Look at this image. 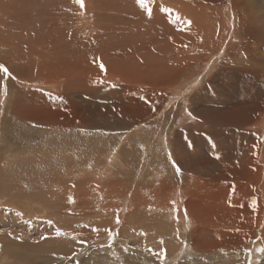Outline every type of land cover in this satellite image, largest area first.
Returning a JSON list of instances; mask_svg holds the SVG:
<instances>
[{"label":"rangeland","instance_id":"rangeland-1","mask_svg":"<svg viewBox=\"0 0 264 264\" xmlns=\"http://www.w3.org/2000/svg\"><path fill=\"white\" fill-rule=\"evenodd\" d=\"M189 1L211 5L212 33L202 27L193 37L196 10L167 15L166 0H144V7L139 0H83V7L76 0H0V70L11 75L0 80V264H264V88L249 103L257 110L252 120L244 112L227 122L212 114L197 126L187 112L202 89L232 102L247 78L264 75V65H234L244 45L248 59L264 61V30L251 38L246 28H264V0H241L240 17L220 0ZM223 89L229 93L218 94ZM209 99L202 93L196 106ZM113 110L118 122L110 130L90 127ZM15 115L37 126L10 134L5 120ZM239 119L251 120L252 137L235 133ZM65 124L86 131L65 134ZM16 136L25 145L11 146ZM74 136L94 152L65 150ZM169 144L201 151V165L173 154L172 161ZM22 163L33 178L10 174ZM52 163L64 165L51 173L71 180L54 185L38 175ZM99 173L106 176L100 184L88 181ZM229 234L242 243L212 247Z\"/></svg>","mask_w":264,"mask_h":264},{"label":"bare ground","instance_id":"bare-ground-1","mask_svg":"<svg viewBox=\"0 0 264 264\" xmlns=\"http://www.w3.org/2000/svg\"><path fill=\"white\" fill-rule=\"evenodd\" d=\"M166 2L168 3V6H167V9L165 10V12L167 11V15L169 14V11H174V13H175V10H174V8L175 9H177V10H179V9H181V14H182V16H184V14H186L185 12H187L188 11V9H190L191 7H193L195 10H196V15H195V17L192 19V20H190V21H195V24H194V31H192L193 33H194V35H193V37H195V38H197L198 36H199V32L201 33L202 31H200L201 29H202V27L204 28V32H205V34L207 33H210L211 32V30H212V26H211V21H212V19L214 18L213 17V15H212V17H211V19H208V16H209V14H210V6L211 5H209V4H204V5H196V4H193V2H190L189 0H166ZM176 4H178V5H176ZM220 6H222V7H224V8H228V9H231V10H234V12L236 13V15L237 16H242V11L243 10H245L246 9V4L245 3H241V0H220ZM238 7H240V8H238ZM192 8V9H193ZM155 10V9H154ZM148 13L150 12V13H153L152 11H151V9H149L148 11H147ZM190 12H191V9H190ZM176 13H178L179 14V12L177 11ZM85 15H87V14H85ZM180 15V14H179ZM191 15V14H190ZM181 16V15H180ZM186 16V15H185ZM188 16V15H187ZM192 16H194V14L192 15ZM84 19V18H83ZM87 19V18H86ZM186 20H188V19H186ZM228 23V22H227ZM175 24V23H174ZM247 25V24H246ZM259 26V25H258ZM168 27H170V26H168ZM174 27V26H173ZM177 27V26H176ZM182 27V26H181ZM235 27H237V29L235 28V32H234V40H235V42L234 43H236V45H238V43H240V42H238L237 43V38H239L240 37V32H239V28L241 27V28H243V26H242V23H241V20L238 22V20H237V17H236V21H235ZM246 28H248V30H249V32H248V35L251 37V38H253V37H258L259 38V36L262 34V32H263V30H264V28L262 27V26H259V29H260V31L258 30V27L257 28H254L253 26L251 27V26H246ZM173 30V29H172ZM174 30H177V29H174ZM203 30V29H202ZM14 31V30H13ZM170 31H171V29H170ZM184 31V30H183ZM175 33V32H174ZM212 33V32H211ZM178 34H179V32H178ZM228 34H230V32L228 33ZM228 36V35H227ZM205 37V36H204ZM212 38V37H211ZM263 38V37H262ZM21 39V38H20ZM199 39V38H198ZM197 39V40H198ZM8 40V39H7ZM200 41V40H199ZM10 43V42H9ZM199 43V42H198ZM223 43V42H222ZM195 44V43H194ZM197 44V43H196ZM21 45V44H20ZM200 45V44H199ZM234 45V44H233ZM240 45V44H239ZM22 46V45H21ZM207 46V45H206ZM196 47V46H195ZM196 48H198V47H196ZM218 48V47H217ZM239 47H237V49H238ZM18 49H21V47H18ZM201 49V48H200ZM22 50V49H21ZM197 50V49H196ZM246 50H247V52H249L248 51V48H247V45H244V46H242L240 49H238L237 50V57H240L241 58V60H238L237 61V63H235L234 65H237L238 67H236L235 69H237V68H240V69H242L243 67H244V64H245V66H246V68L247 67H249V66H251V65H255V63L258 65V66H262V65H264V61H260V62H255V60H253V59H248L247 58V56H248V54H246ZM210 51V50H209ZM236 51V50H235ZM19 52V51H18ZM214 52H216L215 50H214ZM228 52V51H227ZM188 53V52H187ZM199 53H201V52H199ZM212 53V52H211ZM258 53V52H257ZM9 54H11V53H9ZM208 54V53H207ZM228 54L229 55H231V56H236V54H233V52H231L230 50H229V52H228ZM189 55V54H188ZM8 56V55H7ZM198 56H200V55H198ZM11 57V56H10ZM13 57V56H12ZM15 57V56H14ZM212 57V56H211ZM14 59V58H13ZM210 60V59H209ZM18 63V62H17ZM7 65H8V71L9 70H13V68H12V63H7ZM30 67H34L33 65H29ZM45 66V65H44ZM35 68V67H34ZM37 68H39L41 71H43L44 69H45V67L44 68H42V66H39V67H37ZM29 69V68H28ZM36 69V68H35ZM38 69V70H39ZM27 70V69H26ZM31 70H32V68H31ZM34 70V69H33ZM32 70V71H33ZM37 70V71H38ZM1 71V70H0ZM14 71V70H13ZM29 71H30V69H29ZM225 71H228V70H225ZM235 71V70H234ZM2 72V75H1V73H0V80H4V79H6V80H9L10 81V79H11V75L9 74V73H5V72H3V71H1ZM10 72V71H9ZM31 72V71H30ZM29 72V73H30ZM40 72V71H39ZM250 72V71H249ZM33 74V73H32ZM37 74V73H36ZM40 74V73H39ZM9 75V76H8ZM220 75V74H219ZM251 75H249V77H250ZM214 77H216V76H214ZM255 79H249V78H247V80H249V81H246V82H244V83H242V87L241 88H243V91L240 93L239 92V96L237 97V99L236 100H234V101H232V102H230V101H223L224 99H225V96L224 95H210V92L205 88V89H202L201 91V96H202V93H204V95H205V97L206 96H208L212 101L209 103V104H204V105H200V106H196V104H201V101H200V95L198 96V95H196V97H195V99L190 103V105H188V107L189 108H187V112L188 113H191V116L193 117V118H195V119H197L198 121H193V122H197V123H195V125H197V126H205L206 125V123H207V120H208V118H209V116L210 115H212V114H215L212 118L213 119H215V120H218V121H220V122H227L228 121V118H229V115H231V114H234V113H238V112H244V113H246L250 118L252 117V115H254V113L257 111H255V109H254V107L251 105V104H249V103H253V102H255L256 100H257V95H260V93H262L261 91H262V88H264V75H262V74H259V76H256V77H254ZM29 79V78H28ZM27 79V80H28ZM39 80V79H38ZM224 80H230L227 76H225V79ZM32 81V80H31ZM40 81V80H39ZM44 81H46V80H44ZM36 82V81H35ZM47 82V81H46ZM215 82H216V79H215ZM257 82V83H256ZM38 83V82H37ZM256 83V84H255ZM226 84V83H225ZM230 84V83H229ZM241 84V83H240ZM57 85V84H56ZM217 85V84H216ZM228 85V84H227ZM206 86V85H205ZM208 86V85H207ZM7 87L9 88V90H12L11 89V87H15V89H16V86H14V85H7ZM47 87V86H46ZM233 87V86H232ZM211 90V89H210ZM225 91L226 92H228L229 93V90H221L220 91V93H218V94H224L225 93ZM252 92V94L253 95H255V97H253V95L251 96V95H249L250 93ZM14 95V94H13ZM226 95V94H225ZM218 96H220V97H218ZM230 96V95H229ZM235 97V96H234ZM233 97V98H234ZM259 97V96H258ZM209 99V100H210ZM235 99V98H234ZM83 100V99H82ZM204 100V99H203ZM86 103H88L89 101H88V99H86V100H84ZM207 102V101H206ZM203 103H205V102H203ZM259 106H261V105H259ZM15 108V107H14ZM215 109H217V110H215ZM183 110V109H182ZM7 111H8V109H7ZM92 111H94V113H96V111H95V109H93ZM16 114H17V112H16ZM110 114V116H107V117H105V116H99V118H97V119H95V120H91L89 123H90V127H94V126H97L96 127V130H98V131H100V133H103V131H101V130H110L111 129V124H112V122H114V123H117L118 121H117V119L115 120L114 118H113V116H116L117 117V114H116V112H115V110H113L112 111V113H109ZM16 116V115H15ZM13 116L12 118H10V120L9 121H7V119L5 120L6 122H5V124H4V126L6 127V128H8L9 127V129L11 130V132H9L10 134H15V133H17L18 132V125H20V126H22L23 128L24 127H30L31 125H33V127H35V125L36 124H34L35 122L33 121V120H31V119H29V120H24L23 118H21L20 116ZM92 119H94V118H92ZM251 120H252V118H251ZM251 120L250 121H246V120H244V119H239V121H238V126L236 127L237 128V132H235L236 134H239V135H243V136H250V137H252L253 136V134L252 133H250L249 132V129H246L249 125H251L252 123H251ZM33 122V123H32ZM4 126H2V127H4ZM37 126V125H36ZM120 126H123V125H120ZM187 125H185V127H186ZM211 126H213V125H211ZM4 127V128H5ZM55 127H57V126H55ZM100 127V128H99ZM243 127H245V128H243ZM48 128V127H47ZM46 128V129H47ZM60 128H63L64 129V131H65V134H69V133H71L70 132V130H72L73 132H76L77 134H79L80 132L81 133H83V131H86V129L85 128H83L82 126H80L79 124H65V125H63L62 127H60ZM45 129V130H46ZM88 130V132H90V133H93L94 131L92 130V131H90L89 129H87ZM6 131V130H5ZM5 131H3V132H5ZM9 131V130H8ZM222 131H226L225 129H222ZM62 133V132H61ZM4 134V133H3ZM8 134V133H7ZM17 134H19L20 135V133H17ZM24 134V132L22 133V135ZM104 134V133H103ZM190 134H192V132L190 133ZM5 135H6V133H5ZM51 135V134H50ZM143 135V134H142ZM178 135H179V133H178ZM145 136V135H144ZM8 137V136H7ZM14 137V136H13ZM17 137V136H16ZM33 137V136H32ZM119 137V136H118ZM159 137V136H158ZM157 137V138H158ZM36 138H38V137H36ZM36 138H34V139H36ZM76 137L74 136V138L73 139H75ZM17 139H18V137H17ZM25 139V138H24ZM31 139V138H30ZM72 139V141H73V143L71 142L70 144L68 143L67 144V146L66 147H64L65 148V150L66 149H70V150H72L71 148H74V146L76 147V146H80V147H82V148H84V147H86V148H88L87 149V151H89L91 154L94 152V149H95V145H89V144H87V143H85L84 141H79V142H77L76 143V139L75 140H73ZM115 139V138H114ZM144 139V138H143ZM164 139V138H163ZM19 140V142L18 141H14V139L13 138H11L10 140H9V144L11 145V146H16V145H22V144H24V142H22L23 140H22V138L20 137V139H18ZM124 140H126V139H124ZM145 140V139H144ZM160 140V139H159ZM162 140V139H161ZM160 140V141H161ZM31 141H34V140H31ZM111 141V140H110ZM147 141V140H146ZM39 142H41V141H39ZM168 142V141H167ZM63 143H64V145H65V143H66V141H63ZM168 143H170V142H168ZM172 143H174V142H172ZM30 144V143H29ZM60 144V143H59ZM120 144V143H119ZM174 144H176V143H174ZM174 144H172V145H170L169 144V146H170V148H169V151H168V157L173 161L174 160V158H173V156H172V154L175 156V157H177V158H179V159H184V158H187L188 160H189V162L191 163V164H193L194 163V166L195 167H199L200 165H201V160L204 158V157H200L201 156V151H199V150H197L196 148H192L191 150H188V149H186V148H184V147H182L181 148V146L179 145V146H176V145H174ZM25 145V144H24ZM117 145V144H116ZM30 146V145H29ZM118 146V145H117ZM39 147V146H38ZM60 147V146H59ZM62 147V146H61ZM26 148V147H25ZM168 148V147H167ZM15 149V148H14ZM29 149V148H28ZM124 149V148H123ZM63 151V150H62ZM68 151V150H67ZM128 151V150H127ZM165 151V150H164ZM255 151H256V147H255ZM258 151V150H257ZM122 152V151H121ZM22 153V152H21ZM40 153H41V151H40ZM47 153V152H46ZM63 153H65V151L63 152ZM73 153V152H72ZM78 153H79V155L80 154H82L83 156H84V158L88 155V153L87 152H85L84 150L83 151H78ZM73 154H75V153H73ZM163 154V153H162ZM167 154V153H166ZM51 155V154H50ZM53 155V154H52ZM61 156H62V154H60ZM123 155V154H122ZM125 155V154H124ZM29 156V155H28ZM37 156H38V158L40 159V158H42V159H44L45 158V154H43L42 156H44V157H40V155H39V153L37 154ZM119 156V155H118ZM155 156H157L156 154H155ZM258 156V155H257ZM52 157V156H51ZM54 157V156H53ZM66 157V156H65ZM125 157H126V155H125ZM167 157V156H166ZM48 158V157H47ZM123 158V157H122ZM46 159V158H45ZM49 159V158H48ZM47 159V160H48ZM51 159V158H50ZM55 159V158H54ZM62 160V159H61ZM65 159H63V161H64ZM135 160L136 159H132V160H126V162L127 163H133V164H135L134 162H135ZM58 161V160H57ZM156 161V160H155ZM125 162V161H124ZM30 163V162H29ZM118 163V162H117ZM111 164H113V163H111ZM114 164H115V162H114ZM113 164V165H114ZM52 165H53V163H52ZM64 165V163H61V164H58V165H53V166H51L50 164H44L43 166H42V169H41V171L42 172H40L38 175H40L42 178H44V179H46V180H49V179H53L54 181H50V182H48V183H51V184H54V183H60V185H61V183L62 182H64V181H66V180H71L70 179V175H68V174H57V175H54L53 173H51V171H53V170H55V168L56 167H59L60 168V166H63ZM110 165V164H109ZM32 166V165H31ZM116 166H118L117 164H116ZM37 167V166H36ZM36 167H33L34 169H32V170H35V168ZM109 167H111V166H109ZM114 167V166H113ZM5 168V167H4ZM28 168H29V165L28 164H26V163H22L20 166H15V167H12V169H11V171H10V174L11 175H14V174H17L18 172H20V173H22V172H24L25 173V178H26V180H29L31 177L33 178L34 177V172L33 173H31V172H28L29 170H28ZM50 168H52L50 171H49V169ZM112 168V167H111ZM78 170H81V169H78ZM111 170H114V169H111ZM64 171V170H63ZM109 171V170H108ZM89 172V171H88ZM92 172V171H91ZM113 172V171H112ZM112 172H110V173H112ZM245 172V171H244ZM244 172H243V174H244ZM262 172V171H261ZM247 173V172H246ZM182 173L181 172H176L175 173V179H182V177L180 176ZM60 175V176H59ZM183 175V174H182ZM107 176H109V175H107ZM152 178H154L153 177V174H151L150 175ZM165 176V174H161V176H159L158 177V179H161V178H163ZM179 176V177H178ZM94 177V178H93ZM106 176L105 175H103V174H97V175H95V176H89L88 177V181L90 180V179H92V181L94 180V181H96V182H98L99 184L102 182V179L103 178H105ZM251 177V176H250ZM112 178H114V175H111L108 179H112ZM184 179V178H183ZM182 179V180H183ZM11 180H13L12 178H11ZM75 180V179H74ZM33 181V180H32ZM36 181V180H35ZM77 181H78V179H77ZM1 182V181H0ZM31 182V181H30ZM67 182V181H66ZM71 182V181H70ZM90 182V181H89ZM69 183V182H68ZM41 184V183H40ZM39 184V185H40ZM50 184V185H51ZM66 184V183H65ZM105 184V183H104ZM55 185V184H54ZM52 186V185H51ZM50 186V187H51ZM48 187V186H47ZM52 187H55V186H52ZM102 188V187H101ZM34 189V188H33ZM50 189V188H49ZM61 189V188H60ZM63 189V188H62ZM54 190V189H53ZM63 190H69V188H64ZM59 191V190H58ZM41 192H43V191H41ZM46 193H48V192H46ZM59 193H61V191L59 192ZM49 195H50V193H49ZM15 196V195H14ZM57 196H59L58 194H57ZM56 196V198L58 199V197ZM61 197V196H60ZM55 198V200H57ZM63 199V198H62ZM62 199H60V200H62ZM65 199V198H64ZM106 201V200H105ZM37 203V202H36ZM60 203V202H59ZM48 205V204H47ZM41 206V205H40ZM39 206V207H40ZM46 206V205H45ZM67 206H69L70 207V204L68 203V205ZM52 207V206H51ZM56 207V206H55ZM54 207V208H55ZM6 208V207H5ZM62 208V207H61ZM64 208V207H63ZM62 208V209H63ZM70 208H72V207H70ZM72 211H73V209H72ZM66 212H67V210H66ZM185 213V212H184ZM65 216H66V214H64ZM7 219V218H6ZM188 220V219H187ZM16 222V221H15ZM230 235V234H229ZM191 237V236H190ZM192 238V237H191ZM185 243V242H184ZM242 243V240L239 238V237H237L236 235H230V236H228L227 238H225L223 241H221V243H220V245L219 246H217L216 244H215V242H211V244H212V247L213 248H215V249H217V250H222V249H224L225 247H227V246H230V245H232V244H234V245H240ZM192 244V250H194L195 249V247L194 246H198V244L196 243V242H192L191 243ZM209 245V244H208ZM222 253H226L227 255H231L228 251H221ZM158 254L156 253H154L153 254V256H151V260H153L154 258H156V256H157ZM187 261V260H186Z\"/></svg>","mask_w":264,"mask_h":264},{"label":"snow or ice","instance_id":"snow-or-ice-1","mask_svg":"<svg viewBox=\"0 0 264 264\" xmlns=\"http://www.w3.org/2000/svg\"><path fill=\"white\" fill-rule=\"evenodd\" d=\"M76 2L79 3L81 7L84 6L83 5V0H76ZM139 2H140V4H141L142 7L145 6L144 0H139ZM0 67H3V66H0ZM101 67L103 68V65L102 64H101ZM3 70L7 73V69L6 68H4ZM189 115H191V113H189ZM262 251H264V250H262Z\"/></svg>","mask_w":264,"mask_h":264}]
</instances>
